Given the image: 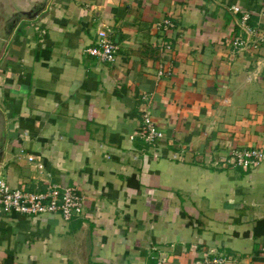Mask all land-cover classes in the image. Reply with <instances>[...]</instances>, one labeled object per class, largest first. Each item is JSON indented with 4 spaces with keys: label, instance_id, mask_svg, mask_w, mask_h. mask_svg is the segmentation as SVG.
I'll return each mask as SVG.
<instances>
[{
    "label": "crops",
    "instance_id": "1",
    "mask_svg": "<svg viewBox=\"0 0 264 264\" xmlns=\"http://www.w3.org/2000/svg\"><path fill=\"white\" fill-rule=\"evenodd\" d=\"M31 1L36 15L5 25L0 176L28 192L75 186L84 211L0 212V264H264V161L220 167L232 150L264 152V41L235 49L232 10L264 34V0H0V21ZM163 18L175 28L157 31ZM102 28L114 65L85 51ZM146 111L157 147L128 138Z\"/></svg>",
    "mask_w": 264,
    "mask_h": 264
},
{
    "label": "built area",
    "instance_id": "2",
    "mask_svg": "<svg viewBox=\"0 0 264 264\" xmlns=\"http://www.w3.org/2000/svg\"><path fill=\"white\" fill-rule=\"evenodd\" d=\"M233 12L240 13L238 27L240 35L233 40V47L238 51L248 49H259L264 41V34H259L249 21L251 13L240 10L238 7L232 8ZM157 31L166 32L175 28L174 22L170 18H163L155 24ZM118 45L113 40V32L109 28H102L96 31L93 46L86 51L90 56L99 62L114 65L118 53ZM169 50L170 45L165 46ZM165 71L159 68L157 79L164 75ZM168 74V73H165ZM146 100V98H144ZM165 134L158 129L150 114L146 111L141 117V123L136 132L128 138L142 140L148 147H157L163 141ZM30 165H33L40 173L43 166L32 157H26ZM222 163L220 167H239L251 169L257 167L264 161V152L258 149H235L226 157H220ZM218 158H215L212 165L219 166ZM49 178V174H45ZM85 196L75 186L61 188L52 181H46V187L41 192H28L22 189L12 188L0 176V212L4 214H16L25 217L53 216L60 215L64 221H70L83 214ZM226 258L217 257L197 261L195 264H223ZM156 264H167L160 255Z\"/></svg>",
    "mask_w": 264,
    "mask_h": 264
},
{
    "label": "water",
    "instance_id": "3",
    "mask_svg": "<svg viewBox=\"0 0 264 264\" xmlns=\"http://www.w3.org/2000/svg\"><path fill=\"white\" fill-rule=\"evenodd\" d=\"M41 3V1H31L26 8L19 5L17 2H13L11 4V8L9 10H6L2 12V15H4V18L1 19L0 25H1V31H0V55L2 52V49L4 45L7 43V35L8 32L5 29V25L8 21L13 20V23L16 24L20 18H27L31 19L36 13L34 12V9H37L38 4ZM2 155L1 148H0V157Z\"/></svg>",
    "mask_w": 264,
    "mask_h": 264
}]
</instances>
